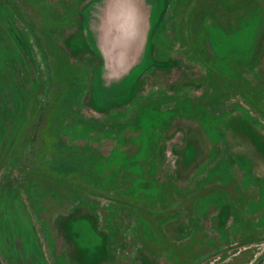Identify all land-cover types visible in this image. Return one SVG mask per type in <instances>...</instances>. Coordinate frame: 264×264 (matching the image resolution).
I'll list each match as a JSON object with an SVG mask.
<instances>
[{
  "label": "rangeland",
  "instance_id": "1",
  "mask_svg": "<svg viewBox=\"0 0 264 264\" xmlns=\"http://www.w3.org/2000/svg\"><path fill=\"white\" fill-rule=\"evenodd\" d=\"M81 248L264 264V0H0V264Z\"/></svg>",
  "mask_w": 264,
  "mask_h": 264
},
{
  "label": "trees",
  "instance_id": "2",
  "mask_svg": "<svg viewBox=\"0 0 264 264\" xmlns=\"http://www.w3.org/2000/svg\"><path fill=\"white\" fill-rule=\"evenodd\" d=\"M120 141H122L123 142V145L125 144V143H129L128 141H126L125 139L123 140V139H120ZM190 144H192V143H190ZM190 144H187V145H190ZM181 160L183 161V162H181ZM186 160H187V158H186V154H185V151H184V148H183V152H182V155H181V157H180V162H179V166L181 167V169H183L182 167H184L185 168V166H187L188 164H187V162H186ZM76 216V215H75ZM85 217L86 218H88L87 217V215H85ZM178 229V228H177ZM178 231V230H177ZM75 241V239H71V243H72V247H73V249H75V252H77L76 251V249H77V247H79V243H77L76 241ZM104 241H105V236H100V239H99V241H97L98 243H96V244H98V247L97 248H100L101 246H103V243H104ZM96 246V245H95ZM71 251H72V253L75 255V253H74V251L72 250V248L70 249ZM93 250V249H92ZM91 250V251H92ZM81 251H83L82 252V254L81 255H83L82 257H83V259L81 260V263L82 264H98V263H94L95 262V259H97L96 257L94 258V259H90V260H88V259H86L87 257H88V253L87 252H89V251H87V248H81ZM90 251V252H91ZM79 253V252H78Z\"/></svg>",
  "mask_w": 264,
  "mask_h": 264
}]
</instances>
